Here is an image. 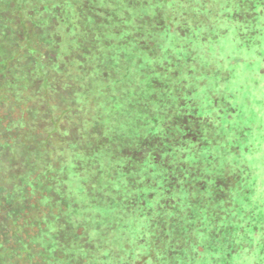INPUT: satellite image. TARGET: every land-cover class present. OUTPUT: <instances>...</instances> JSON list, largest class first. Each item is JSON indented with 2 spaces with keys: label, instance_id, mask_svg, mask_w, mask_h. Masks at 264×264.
<instances>
[{
  "label": "trees",
  "instance_id": "obj_1",
  "mask_svg": "<svg viewBox=\"0 0 264 264\" xmlns=\"http://www.w3.org/2000/svg\"><path fill=\"white\" fill-rule=\"evenodd\" d=\"M220 1L0 0V137L17 152L0 264H141L196 243L224 147L192 13L213 24ZM231 1L253 21L263 2Z\"/></svg>",
  "mask_w": 264,
  "mask_h": 264
},
{
  "label": "rangeland",
  "instance_id": "obj_2",
  "mask_svg": "<svg viewBox=\"0 0 264 264\" xmlns=\"http://www.w3.org/2000/svg\"><path fill=\"white\" fill-rule=\"evenodd\" d=\"M216 4L208 8L213 24H201L199 12L192 18L202 33L197 81L207 83L204 103L222 133L221 170L209 183L211 200L196 204V243L177 257L149 250L141 264H264V0L254 21L231 0ZM5 139L0 137V172L7 168L6 154L17 155ZM224 188L230 190L227 202L217 197Z\"/></svg>",
  "mask_w": 264,
  "mask_h": 264
}]
</instances>
